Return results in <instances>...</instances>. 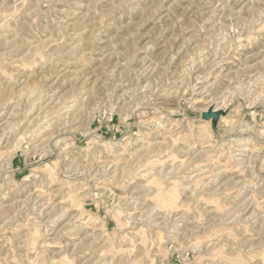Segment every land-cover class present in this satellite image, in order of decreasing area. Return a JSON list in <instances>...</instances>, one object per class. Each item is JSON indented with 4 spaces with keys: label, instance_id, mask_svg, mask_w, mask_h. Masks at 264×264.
<instances>
[{
    "label": "rangeland",
    "instance_id": "374dc122",
    "mask_svg": "<svg viewBox=\"0 0 264 264\" xmlns=\"http://www.w3.org/2000/svg\"><path fill=\"white\" fill-rule=\"evenodd\" d=\"M0 264H264V0H0Z\"/></svg>",
    "mask_w": 264,
    "mask_h": 264
},
{
    "label": "bare ground",
    "instance_id": "6f19581e",
    "mask_svg": "<svg viewBox=\"0 0 264 264\" xmlns=\"http://www.w3.org/2000/svg\"><path fill=\"white\" fill-rule=\"evenodd\" d=\"M10 159L11 158L9 157L6 164H8V165L10 164Z\"/></svg>",
    "mask_w": 264,
    "mask_h": 264
}]
</instances>
